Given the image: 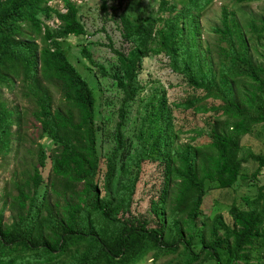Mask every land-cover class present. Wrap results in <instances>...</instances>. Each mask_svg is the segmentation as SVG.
Here are the masks:
<instances>
[{
    "label": "trees",
    "instance_id": "16d2710c",
    "mask_svg": "<svg viewBox=\"0 0 264 264\" xmlns=\"http://www.w3.org/2000/svg\"><path fill=\"white\" fill-rule=\"evenodd\" d=\"M51 1L0 0V156L8 152L12 136L19 135L21 115L6 108L1 93L16 83L33 104L39 137L55 144L48 154L40 148L36 153L40 167L49 160L47 180L36 166L24 170L25 178L13 182L17 194L3 200L11 221L5 223L0 210V264H139L148 254L154 259L177 254L176 264H262L264 183L257 185L253 199L244 200L246 209L230 206L231 223L219 213L201 222L198 217L205 180L216 182L218 189L232 187L240 177V141L264 123V58L258 63L250 53L252 43L264 39V22L260 27L250 23L246 33L236 15L223 9L220 26L213 29L218 50L212 55L210 48H202L199 18L213 0H160L156 12L145 17L120 13L121 37L130 47L121 52L108 45L119 74L106 73L81 49L121 92L114 146L102 172L103 125L95 121L93 89L59 43L84 35L85 28L75 3L63 0L61 12ZM107 3L100 0L104 9ZM49 20H56V27L50 28ZM154 56L165 57L177 85L186 88L174 107L212 112L213 117L207 122L209 143L177 144L165 106L168 121L147 160L141 135L130 154L123 127L126 105L144 88L139 79L143 60ZM249 159L264 167V155L250 154ZM147 163L159 169L158 182L148 209L135 215L133 197Z\"/></svg>",
    "mask_w": 264,
    "mask_h": 264
},
{
    "label": "rangeland",
    "instance_id": "374dc122",
    "mask_svg": "<svg viewBox=\"0 0 264 264\" xmlns=\"http://www.w3.org/2000/svg\"><path fill=\"white\" fill-rule=\"evenodd\" d=\"M69 1L78 7V16L85 28V34L77 37L68 36L64 40H59V43L68 60L93 89L95 121L103 125L100 137L102 158L100 167L103 172L104 159L114 146L112 133L117 121L121 92L111 78L100 76L96 67L88 63L80 50L84 48L90 52L94 62L103 66L106 73L119 74L117 58L108 45L111 44L114 49L121 52H126L130 47V43L121 37L120 13L145 17L156 12L160 0H108L106 9L101 7L100 0ZM49 5L64 12L63 0H52ZM223 9L236 15L246 33L250 29V23L260 27L264 22V0L242 5L235 4L232 0H213L203 9L199 18L202 48H210L212 55H217L218 50L217 35L213 29L220 26ZM46 24L54 28L57 21L49 20ZM36 42L40 45L39 39ZM250 53L255 61L262 63L264 39L258 43H252ZM166 61L167 59L161 56L143 60L139 79L144 88L133 101L126 105L127 114L123 131L128 139L127 142L131 143L130 154L134 155V149L138 144L137 136L141 135L143 138L142 155L147 160L154 156L153 143L163 133L168 121L164 111L165 106L170 113L174 132L178 135L177 144L190 143L201 146L209 143L207 122L212 120L213 113H195L193 110L174 107L173 103L184 98L187 91L184 86L177 85V77L166 67ZM1 93L6 108L14 113L19 112L21 115L20 126H17L20 129L19 135L12 136L8 152L0 156V210L3 212L4 222L10 223V212L6 207L3 209V200L10 195L17 194L13 182L25 178L23 171H31L33 166L38 168L45 182L50 163L47 160L45 166L40 167L36 162V153L40 148L48 154L55 148V144L45 136L39 137V124L31 116L33 104L24 95L18 83L12 91L2 87ZM53 94L57 101L58 93L54 91ZM164 100L165 103H163ZM203 104L210 105L211 101ZM11 129L14 132L16 126L13 125ZM250 154L264 155V123L254 126L248 134L242 137L238 153V158L242 160L240 177L232 187L218 189L216 182L205 180L207 192L200 207L199 222L205 217L212 218L219 213L227 223H231L228 210L232 204L246 209L244 200L253 199L257 185L264 183V167L258 168L257 162L249 159ZM208 166L209 163L206 162L205 167L208 168ZM254 173H257L256 181L252 177ZM158 174L159 169L156 166L148 163L144 166L140 175L141 180L133 197L132 210L135 215H137V210L143 212L148 209V198L155 194L154 186L155 182H158ZM40 189L43 192L44 183ZM207 239L205 237V240ZM261 257V262L264 264V251ZM178 260L177 254L161 255L157 259L148 254L139 264H176Z\"/></svg>",
    "mask_w": 264,
    "mask_h": 264
}]
</instances>
